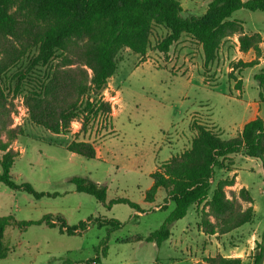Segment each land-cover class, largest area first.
I'll return each mask as SVG.
<instances>
[{
  "label": "rangeland",
  "instance_id": "obj_1",
  "mask_svg": "<svg viewBox=\"0 0 264 264\" xmlns=\"http://www.w3.org/2000/svg\"><path fill=\"white\" fill-rule=\"evenodd\" d=\"M178 1L183 17H191L201 16L212 0ZM232 19L242 23L243 31L262 36L260 66L231 70L237 61L254 59L252 51L241 53L236 37H232L222 43L216 61L204 70L199 45L186 36L166 54L155 50L165 31L154 28L145 56L127 49L118 54L115 74L101 94L110 104V117L94 119L84 134L78 133L79 122H72L67 134H52L30 122L24 97L35 84L29 76L18 84L16 77L27 60L2 76L10 112L9 118L5 116L1 121H10L12 128L22 131L11 144L19 153L10 170L11 178L17 185L28 184L38 193L56 196L35 199L0 183V218L10 216L16 222H28L60 215L68 226L89 223L85 231L71 236L61 233L58 226L21 229L13 224L3 238L10 252L0 264H90L95 258L98 264H206L205 258L217 255L252 264L259 251L257 245L264 250V168L259 160L241 153L227 158L229 168L236 172L217 171L211 189L218 180L234 178V185L224 189L226 198L236 199L241 211L252 210L249 223L225 235H205L200 225L201 213L207 208L201 204L191 207L183 219L171 225V236L160 247L143 240L161 226L173 207L165 202L162 190L153 203L145 202L144 194L152 184L150 174L190 147L195 135L191 124L198 123L221 140H229L238 136L252 118H264L253 80L264 67V13L238 10ZM56 62L38 70L49 71ZM72 140L92 144L96 158L88 160L69 153L66 146ZM73 176L104 185L106 203L126 199L142 212L125 204L105 208L93 197L75 192L68 182ZM242 188L248 190L251 203L238 197ZM96 219L115 220L121 226L112 231L107 224L98 227ZM208 220L216 222L212 217ZM137 237L142 240L136 241Z\"/></svg>",
  "mask_w": 264,
  "mask_h": 264
},
{
  "label": "trees",
  "instance_id": "obj_2",
  "mask_svg": "<svg viewBox=\"0 0 264 264\" xmlns=\"http://www.w3.org/2000/svg\"><path fill=\"white\" fill-rule=\"evenodd\" d=\"M238 10L264 13V0H212L201 16L183 17L178 0H0V183L11 191H22L35 199L55 197V194L38 193L28 184L13 182L10 170L19 156L11 144L22 134L2 122L9 118V108L1 86L2 76L13 66L27 60L25 68L16 73L18 84L30 77L35 84L24 97L30 122L52 134H67L72 122H79L78 133H86L88 125L98 117H110V104L102 99L107 81L117 69L116 58L127 49L143 57L150 48L154 28L165 35L156 43L155 50L166 54L182 36L199 45L202 66L207 70L218 56L225 40L236 37L241 53L252 51L254 59L237 61L232 71H242L259 64V33L243 31L240 21L232 19ZM57 60L49 71L51 61ZM240 80V79H239ZM258 90V101L264 112V67L253 76ZM195 132L190 147L178 156L170 157L150 174L152 184L144 194L146 203H153L159 190L166 194L165 202L173 204L172 210L161 226L143 240L160 247L170 236L173 223L183 219L193 206L204 204L201 225L205 235H225L251 221L250 208L241 211L236 199L226 198L225 188L234 185L233 179H222L212 188L217 171L231 172L227 158L243 154L257 159L264 168V118L256 117L246 122L239 135L221 140L206 127L192 123ZM3 137L5 140H3ZM66 150L74 155L92 160L96 152L87 141L72 140ZM68 182L75 192L86 194L105 208L115 204L128 205L137 213L139 206L126 199H113L106 203V187L87 177L73 176ZM238 197L251 203L248 190L242 188ZM212 217L216 222L211 223ZM98 227L107 224L112 231L120 228L115 220L96 219ZM88 221L68 226L60 215H46L38 221L16 222L12 217L0 218V261L6 259L10 249L4 243L7 227L21 229L44 225L59 227L68 236L88 228ZM137 237L136 241H141ZM252 264H262L263 247ZM104 247L103 255H106ZM206 264H242L240 258L214 256L205 258ZM98 264L92 259L90 264Z\"/></svg>",
  "mask_w": 264,
  "mask_h": 264
},
{
  "label": "crops",
  "instance_id": "obj_3",
  "mask_svg": "<svg viewBox=\"0 0 264 264\" xmlns=\"http://www.w3.org/2000/svg\"><path fill=\"white\" fill-rule=\"evenodd\" d=\"M260 48H261V47H260ZM248 54H250V52H248L247 55H248ZM257 66H260V63H259ZM254 118H256V117H254ZM254 118H252V119H254ZM260 118H261V117H260ZM242 127H243V126H242ZM241 129H242V128H241ZM240 131H241V130H240ZM235 172H236V171H233V172H231L230 174H234ZM235 179H236V177H235Z\"/></svg>",
  "mask_w": 264,
  "mask_h": 264
}]
</instances>
